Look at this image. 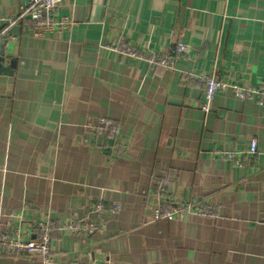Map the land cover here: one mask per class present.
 I'll return each mask as SVG.
<instances>
[{"label":"crops","instance_id":"1","mask_svg":"<svg viewBox=\"0 0 264 264\" xmlns=\"http://www.w3.org/2000/svg\"><path fill=\"white\" fill-rule=\"evenodd\" d=\"M30 0H0V30ZM68 31L8 38L0 74V230L48 217L79 220L102 201L105 228L89 238L55 233V264H264V109L218 93L208 114L182 73L264 83V0H62ZM15 36V37H14ZM170 53L175 70L110 51ZM98 118L117 139L93 135ZM235 167L216 151L244 150ZM180 201L216 206L218 218L154 219L156 183ZM19 217V218H17ZM0 264H42L0 256Z\"/></svg>","mask_w":264,"mask_h":264},{"label":"built area","instance_id":"2","mask_svg":"<svg viewBox=\"0 0 264 264\" xmlns=\"http://www.w3.org/2000/svg\"><path fill=\"white\" fill-rule=\"evenodd\" d=\"M62 0H30L19 13L9 20L0 30V42L5 40L3 48L4 59L7 50L8 38L12 35L14 27H20L26 21L33 25V36L40 37L47 31L65 32L71 22L59 16ZM15 37V36H14ZM121 56L135 59L149 66L166 70H175V64L180 54L185 51L182 43H177L170 53L157 54L148 51L139 52L124 41L106 46ZM181 81L185 85L201 87L204 93V102L200 110L206 115L211 109L214 97L218 93L230 92L234 98L242 101H254L264 109V83L257 86L245 83L238 79L223 81L214 77H205L200 74L182 73ZM93 135L107 141H115L120 132L119 124L109 118H98L91 126ZM258 153V144L252 139L244 150L216 151V155L223 161L235 167L252 166ZM167 180L162 179L156 183L157 203L154 209V219L178 220L181 216H199L201 218H218V209L204 201H180L165 190ZM119 210L116 205L108 206L102 201L89 204L86 214L79 220H71L58 225L48 217L32 223L26 228L12 227L9 220L8 229L0 230V256L11 258L39 257L42 264H55L53 251V235L55 233L65 236L89 238L102 232L105 226L103 215L115 213ZM19 218V217H17ZM20 219V218H19ZM67 264H107V262L92 261L84 263L77 259Z\"/></svg>","mask_w":264,"mask_h":264},{"label":"water","instance_id":"3","mask_svg":"<svg viewBox=\"0 0 264 264\" xmlns=\"http://www.w3.org/2000/svg\"><path fill=\"white\" fill-rule=\"evenodd\" d=\"M19 27H14L10 34L18 36L19 33ZM5 45V40L0 42V74H4V75H11V68H13V61L14 59L10 60V63L8 65V67L3 66V62H4V53H3V48Z\"/></svg>","mask_w":264,"mask_h":264}]
</instances>
